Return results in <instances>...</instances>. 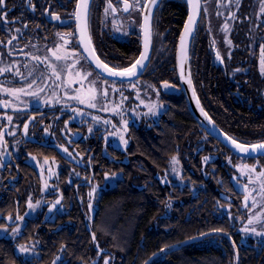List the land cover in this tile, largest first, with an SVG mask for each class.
<instances>
[{
	"label": "trees",
	"instance_id": "obj_1",
	"mask_svg": "<svg viewBox=\"0 0 264 264\" xmlns=\"http://www.w3.org/2000/svg\"><path fill=\"white\" fill-rule=\"evenodd\" d=\"M105 2H92L94 48L111 67H130L141 53L140 30L128 39L117 38L103 23ZM189 6L188 0L159 2L153 19L152 63L137 80L110 79L79 65L56 68L59 78L52 68H22L25 78L10 71L2 76L0 100L9 106L0 104V132L8 123L6 116H12L10 123L23 131L28 123V131L0 140V151L8 150L6 145L14 140L19 146L14 151L8 147L11 158L0 160V227L16 226L15 217L25 215L30 197L39 196L41 175L30 156L58 162L62 207L50 218L40 211L27 218L15 239L0 236V264H104L105 260L109 264H264V246L244 242L240 222L231 217L244 218L247 213L245 179L237 166L247 162L262 168L264 157L235 154L201 126L184 95H168L160 87L165 80L179 84L176 49ZM203 22L196 30L191 54L201 103L234 139L249 145L264 142V108L260 107L264 99L257 89V82L264 87V78L259 69L251 68L254 77L244 79L255 83L240 86L243 97L234 92L242 70L195 68L202 57L205 65L211 60L203 51L207 39ZM259 36L254 32L248 42L259 46L262 41L255 39ZM77 72L81 76L92 73L81 81V76H72ZM34 79L37 84L28 89ZM91 81L97 91L96 107L71 99L87 96L82 94V83L92 85ZM21 88L25 92L44 90L38 96L2 90ZM29 116L35 121L29 122ZM125 122L129 139L122 148L110 142L109 134ZM173 156L184 184L165 183L161 176ZM114 179L115 184L104 186ZM9 215L13 221L7 219ZM203 234L207 235L199 241L172 250L177 243ZM31 242L38 256L18 252L19 244Z\"/></svg>",
	"mask_w": 264,
	"mask_h": 264
},
{
	"label": "flooded vegetation",
	"instance_id": "obj_2",
	"mask_svg": "<svg viewBox=\"0 0 264 264\" xmlns=\"http://www.w3.org/2000/svg\"><path fill=\"white\" fill-rule=\"evenodd\" d=\"M147 1L148 0H141L140 3H141L142 10L140 8V12H138L136 9L135 17H132L126 20V18L121 15V14H124V11L122 10L123 5H122L121 0H111L113 6L117 8V11L111 12L110 10L109 14L106 16L104 12L105 7L107 6V0H106L104 4V9L101 12L102 17H103L102 18L103 23L105 20L106 24L105 23L104 24L107 25V27H110L112 30V28H115V26H117V23H120L124 20H125V23L136 24L137 23L136 21H138V18H141L140 20L141 24L133 32H136L138 29L140 30L141 43L143 46L142 24H143V14H144V9H145L143 6L147 4ZM160 1H158L157 5L154 8L153 19H154L156 8ZM92 2L93 0H91L90 8H89V11H90V17H89V22H88L89 23V33L91 32L90 23H91ZM128 2L131 4L133 0H128ZM76 3H77V0H32V4L35 5V11L33 12L24 4L23 0H6V7L8 10H10L8 12V20L15 21V23H9L6 26L7 30L5 29L4 25L0 24V41L4 42V43H0V68L8 67L9 65H11L13 71H10V72H12L15 75L16 69L20 70L22 68H51L48 66L49 63H51L52 65H55L56 68H65L68 65H71L73 62L72 59L57 61L55 57L52 56V53L49 51V49H54L57 44H63V41L57 35L59 33V34L64 35V37L70 41V43L66 46V50L68 52H76L84 57L83 59L79 60V63L77 65H79L81 68H94L95 69L94 65L89 61V59L83 53L82 48L79 43V39L77 35V21L75 17L72 15V13L74 12L76 8ZM205 5H207L206 13L203 11V7ZM45 10H47L48 14L45 13ZM189 10H190V6H189ZM128 12L132 13L133 10L130 9ZM218 12L221 13V15H217ZM229 13H235L237 19H231ZM49 14L59 15L60 20L57 21L55 19L50 18ZM119 19L120 21L117 22L116 20H119ZM202 21H204L203 22L204 24L203 32L205 34V37L207 38L206 43L204 44L203 51H205L206 56L210 57L211 60L209 61V65H205V62H204L205 58L202 57L200 63L197 64L195 68H200V69L202 68H221L223 66V68H229L231 72H233L234 70L236 71V73L238 72V69L242 70L243 77L238 80L239 88H237L234 92L235 93L241 92V94H243V97H244L245 93L242 92L241 90L242 88L240 89V86L242 85V87H244L245 85H247V83L250 85H253L255 83V80H251L249 78L244 79L245 77H249V76L254 77V75L249 73L251 68H254V70L255 68L259 69L261 78H264V73H262L261 71L262 65H261V49H260V45L264 44V13H261L260 11V2L241 0L240 7L239 9H237L235 4L231 3V0H202L201 15H200L198 24L194 32V36H195L198 26L200 25ZM225 22H227L228 24L227 31L223 30ZM25 24L28 25L27 28L24 27ZM184 25H183V28H184ZM17 28L21 29L20 33H17L15 31V29ZM152 31H153V27H152ZM254 32L260 35L258 38H255L257 41L258 40L262 41V43L259 46L252 45V43L248 42L249 35L254 34ZM69 33H72L74 35L68 36L67 34ZM112 33H113V30H112ZM13 35L17 36L18 39L12 41L11 44H7V41ZM194 36H193V39H194ZM90 37H91V33H90ZM91 41H92V38H91ZM228 41H231V43L229 44ZM192 44H193V40H192ZM192 44H191V49H190V68H191V74H192L194 86H195L197 95L199 97V92H198V89L196 88V83L194 81V77L192 73V66H191ZM77 45L79 49H77ZM153 46H154V35H153ZM177 46H178V43H177ZM141 51H142V47H141ZM217 53H219V58L217 56ZM58 54L63 55L64 50L62 49ZM212 55H214L213 61H212ZM33 56H39L41 58V61H36L32 59ZM45 56L49 58L48 61L43 60ZM152 57H153V49H152V55H151L150 62L145 72L151 66ZM25 65H27V67H25ZM176 68H177V65H176ZM96 71L100 75H102L98 70ZM4 75L5 73L3 75H0V81L3 80L2 76ZM168 82H171V81H168ZM171 83H174V82H171ZM257 84H258L257 86L258 91H261L263 93V97L261 99H264V87L261 86L260 82H257ZM175 85L182 87L180 82L179 84H175ZM180 95L185 96L184 93H181ZM244 99L247 100L248 97H245ZM3 103H7V102H2L0 100V104L3 105ZM252 105L253 103L250 102L249 107L252 108L253 107ZM260 107L264 108L262 104L260 105ZM216 124L218 125V123ZM12 125L13 124L8 121L4 130H2L3 136L6 137L7 135H9L8 133L10 132L13 133V135H9V136H23L25 131H23V129L20 128L19 126H16V125L12 126ZM208 134L210 133L208 132ZM210 135L213 136L212 134ZM213 137L216 138L215 136ZM238 142L241 144H245L240 141ZM7 145H6V148L8 150L5 151L7 153V157H5L3 160L11 158V155H10L11 152L8 147H11L13 151L15 150V147L17 148L19 147L18 144L15 142V140L11 145H8V146ZM225 145L229 147L227 144ZM229 148L233 150L231 147ZM234 153L237 154L236 152ZM237 155L241 156L239 154ZM241 157L259 158V157H264V155H260L257 157H245V156H241ZM241 171L244 177V171L242 169ZM1 183L2 182L0 180V185Z\"/></svg>",
	"mask_w": 264,
	"mask_h": 264
},
{
	"label": "snow or ice",
	"instance_id": "obj_3",
	"mask_svg": "<svg viewBox=\"0 0 264 264\" xmlns=\"http://www.w3.org/2000/svg\"><path fill=\"white\" fill-rule=\"evenodd\" d=\"M24 4L31 10V11H35V5L32 4V0H23ZM122 2V10L124 12H128L130 9L131 10H136L137 8H141V3L140 0H133V2L130 4L128 2V0H121ZM158 0H148V3L145 4L143 7L148 9L147 15L144 16V30H145V51L141 53L140 57L138 59H136L134 62L131 63L130 67H125V68H118V67H114V68H109L108 64L104 63L102 60L99 59V56L95 55V49L94 48H89L88 44L91 43V37L90 35H88V27H89V17H90V11H89V6H90V0H77L76 3V8L74 10V12L72 13V15L75 17L76 21H77V25H78V31L80 32V40L79 43L80 45H84V52L88 54L89 58H92L95 62V66L97 68H100L104 71H106L110 76L113 77H119V78H132V77H136L138 76V74L140 73V71L143 70V68L146 67L144 61H146L148 59V55H147V49L151 40V8L152 6L157 5ZM189 5L193 8L194 12L196 14H199L202 5L200 4V0H188ZM231 3H234L235 6L237 7V9H239L240 4H241V0H231ZM111 10V12H116L117 8L113 6L111 0H107V6L104 9L105 15L107 16L109 14V11ZM142 10V8H141ZM10 10L7 9L6 7V0H0V24L5 26V29L7 30V25L9 23H15V21H9L8 20V12ZM203 11L206 13L207 12V7L204 6L203 7ZM260 11L261 13H264V0H260ZM45 13H47V10H45ZM50 15V18L55 19L57 21L60 20V16L59 15ZM217 15H221V13H217ZM231 19H237L235 13H229ZM195 22V16L194 14H190L189 15V20H188V24H186L185 26V34H190L192 32V27L191 25H193ZM25 28L28 27V25H24ZM228 29V24L227 22H225L224 24V29L225 31H227ZM15 31L17 33L21 32V29L17 28L15 29ZM60 39L63 41V44H57L55 46L54 49H49V51L52 53V56L55 57V59L57 61H61V60H68V59H72V64L68 65V68H72L75 69L76 65L79 63L80 59H83L84 57L76 52H68L66 50V46L70 43V41L68 39H66L64 37V35L62 34H57ZM68 36H72L74 34L69 33L67 34ZM18 39L17 36L13 35L11 36V38L7 41V44H11L12 41ZM85 39H87L88 44H85ZM184 35L181 36V56H185L186 55V48L184 47ZM0 43H4L3 41H0ZM228 43L230 44L231 41H228ZM64 50V54H58L61 50ZM260 49H261V71L262 73H264V44L260 45ZM27 55V54H25ZM217 56L219 58V53H217ZM32 59L36 60V61H41V58L39 56H33ZM48 57L45 56L43 58L44 61H48ZM49 67L52 68V73L54 76H57V78H59V73L56 70V66L52 65L51 63H49L48 65ZM25 67H27V65H25ZM12 70V66L9 65L8 67H4V68H0V75H3L6 72H9ZM239 71V69H238ZM15 75L17 76H21L23 77V73L20 72L19 69H16L15 71ZM28 75H32V72L30 71L28 73ZM77 76H81V74L79 72L76 73ZM91 73H84L81 76V80L87 79L88 76H90ZM189 83H191V81L189 80ZM37 81L34 79L32 80L31 83H29L27 85L28 89H32L33 85H36ZM91 84L93 85V87L90 89V91L93 93V95L90 97V99H95V92H96V88H95V81H91ZM133 87H135V85H133ZM164 87H168L167 83L165 82ZM5 92H10L12 94H15L17 92H25V89L21 88V89H2ZM44 89L43 88H38L37 92H31V91H27L25 92L26 95H30V96H38L40 92H42ZM113 91H117L116 89H113ZM103 94L107 95V89L103 90ZM193 95H195V92H193ZM71 99L74 100H78L80 103H84V100L80 99L79 95H74L71 97ZM4 107H8L9 105L7 103H3ZM89 107H96V105L94 103H90ZM106 110V109H105ZM115 109H113L114 111ZM19 111V110H18ZM201 111L203 112V109H201ZM205 116H207V113H203ZM19 118V117H18ZM13 119L12 116H7V120L9 122H11ZM35 117H28V121L29 122H34L35 121ZM210 119V118H209ZM107 123V121H105ZM126 124V122H125ZM50 127V126H49ZM24 131L25 133H27L28 131V123L24 124ZM45 131L47 132L48 129H45ZM92 129H89V132H91ZM9 135H13V133H8ZM3 138V133L0 132V140H2ZM227 139L229 141H231V144L239 150V152L244 153L246 155H251L252 153H256V152H264V142H260V143H256V144H241L238 143L235 139H233L232 137H227ZM125 144L127 143V141H124ZM65 152H67V149H64ZM208 157L204 158V161L207 162L208 161ZM45 163H48L47 159H45L44 161ZM229 162H231V160L229 159ZM172 163H178V159L177 157L173 156L172 157ZM240 169H248L249 172H255V166H248L246 164L244 165H240L237 166ZM116 174L113 173V176H115ZM107 178V177H106ZM259 178H264V170H262L259 174H258V179ZM45 187L47 188V184H45ZM245 191L247 192V188L248 186L245 185ZM94 191V190H93ZM91 195V193H90ZM260 195L262 197H264V182H262L260 184ZM252 199L253 201V206L255 205V198L251 195V194H246L244 196V202H243V206L245 208H248V201ZM37 203H39V201H37ZM60 203V200H57L55 202L56 205H58ZM29 208L34 207V205H32L31 201H29L28 204ZM55 206V205H54ZM7 219L9 221H13V216L9 215L7 217ZM15 220H19L22 221L23 217L17 215L15 217ZM256 222H261V227L262 229H264V206H262V210L260 213L249 217L247 219V224L246 226L242 229L245 232L248 233H254L256 235H264V230L262 231H257V229L255 227H252L251 225H253ZM3 231H7L6 228L3 229ZM214 232H222L223 229H214ZM12 232L14 234H18L20 232L19 227L13 228ZM93 241H95V233H93ZM34 247V246H33ZM19 251L22 253H27L32 251V248L27 246V245H21L19 247ZM161 251H163V249H161ZM238 259V256H237ZM53 264H56V261H53ZM104 264H109L108 260H105Z\"/></svg>",
	"mask_w": 264,
	"mask_h": 264
},
{
	"label": "rangeland",
	"instance_id": "obj_4",
	"mask_svg": "<svg viewBox=\"0 0 264 264\" xmlns=\"http://www.w3.org/2000/svg\"><path fill=\"white\" fill-rule=\"evenodd\" d=\"M141 1V0H140ZM252 2H260V0H249ZM207 6V5H205ZM137 11L140 12V8H137ZM135 13L136 10H133L132 13L130 12H124V14H121L123 17L126 18V20L135 17ZM137 19V18H136ZM141 18H138V21H136L137 23H125V20L117 23V26H115V28H112L113 33L119 38V39H127L130 35L131 32L135 31V29L137 27H139V25L141 24L140 22ZM117 22L120 21L116 20ZM115 21V23H116ZM92 73V72H91ZM72 76H77L76 74L72 75ZM80 77V76H78ZM81 80V78H79ZM97 79V77H96ZM82 81V80H81ZM70 83H73L72 86H74V82H72V80L70 81ZM92 85H87L85 83H82V94L87 95L85 97H82L81 95V99L84 100L86 103H94L96 104L98 102L97 100V91L95 92V99H90V97L93 95V93L90 91V89L92 88ZM79 93V92H78ZM74 109V108H73ZM127 125L124 124L123 127L121 129H119L117 132L115 133H111L110 135V142L112 144H116L122 148H126L127 143H128V133H127ZM124 141H127V143L125 144ZM1 141H0V147H1ZM5 157H7V153L5 151H0V160H3ZM30 161L36 166L38 172L41 175V181H42V188L41 191L39 193V196H37V198H34L33 196L30 197L29 201H31L32 205H34V207L29 208L25 213V215H23V220L19 221L16 224V226H3L0 227V236L1 237H7V238H13L15 239L16 237L19 236V234L22 232L24 224L27 220V218L36 215L39 211L41 213V215L50 218L53 217L54 214L56 212L61 211V207H62V194L61 191L59 190L58 184H57V175H58V162H56L55 160H51V159H47L48 163H45V159H40L36 156H31L30 157ZM248 165V166H252L251 164L242 162V165ZM1 166V164H0ZM256 171L255 172H249L248 169L244 168L242 169L244 171V177H245V181L242 182V189L245 191V185L248 186L247 188V194H251L254 198H255V205L253 206V201L252 199H250L248 201V208H247V213H246V217H237L233 214H231L232 218H236L240 224H239V228L242 231L243 235H244V242H254L257 245L260 246H264V235H256L254 233H248L243 231L242 229L246 226L247 224V219L249 217H252L258 213L261 212L262 210V206H264V197H262L260 195V184L262 182H264V178H259L258 179V174L264 170V167L259 168L257 166H255ZM161 176L163 177V180L165 183H176V184H184V180L182 179V171L180 168V164L172 163V160L170 161L169 164V168L166 169ZM121 174H117L116 179L120 178ZM116 179H114L113 182H111L109 180V184L104 185L105 187L108 185H112L116 183ZM45 184H47V188L45 187ZM57 200H60V203L58 205L55 204V202ZM37 201H39V203H37ZM29 204V202H28ZM55 205V206H54ZM252 227H255L257 229V231H262L264 229H262L261 227V222H256L253 225H251ZM19 227L20 232L18 234H14L12 232L13 228ZM6 228L7 231H3V229ZM21 245H27L29 247L32 248V251L27 252V253H22L19 251V247ZM34 246V247H33ZM17 250L20 254H23L26 257H32V256H38L39 255V251L36 248V245L34 243H29V244H19L17 246Z\"/></svg>",
	"mask_w": 264,
	"mask_h": 264
},
{
	"label": "water",
	"instance_id": "obj_5",
	"mask_svg": "<svg viewBox=\"0 0 264 264\" xmlns=\"http://www.w3.org/2000/svg\"><path fill=\"white\" fill-rule=\"evenodd\" d=\"M158 1H160V0H158ZM90 3H91V0H90ZM147 3H148V1H147ZM200 4L202 5V0H200ZM155 6H152V8H151V40H150V43H149V46H148V49H147L148 59L146 61H144L146 67L143 68L142 71H140L138 76L132 77L130 79L129 78H119V77L110 76L106 71H104V70H102L100 68H97L95 66L94 60L92 58H89L88 54L84 52V45H80L81 48H82L83 53L86 55V57L89 59V61L94 65L95 69L98 70L103 76H105L107 78L115 79V80L132 81V80H136L139 77H141L142 74L145 72V70H146V68H147V66H148V64L150 62L151 55H152V49H153V31H152V27H153V13H154ZM89 8H90V6H89ZM201 9H202V7H201ZM147 12H148V9L145 8L144 9V14H143V24H142L143 46H142L141 53L145 51V39H146V37H145V30H144L143 25H144V16L147 15ZM190 14H194L195 22H194L193 25H191L192 32L190 34L186 35L185 34V26H186V24H188V20H189V15ZM189 15H188V18H187L186 23L184 25V28H183V30L181 32V35H180V38H179V41H178L177 52H176L177 72H178L179 82H180L182 87L177 86L174 83H171V82H168V81H164V82L161 83V87L163 89V92L166 93V94H169V95H173V94H179L180 95L181 93H184L186 98H187L189 109L192 112V114L194 115V117L198 120V122L210 134H212L217 139H219L222 142H224L225 144H227L237 154H239L241 156H245V157H257V156H260V155H264V152H256V153H252L251 155H246L244 153L239 152V150L236 149L231 144V141H229L227 139V137H231V136L228 135L224 130H222L216 124V122L210 117V115L207 113V111L205 110L204 106L202 105V103H201V101H200V99H199V97L197 95L195 86H194V82H193V78H192V74H191V68H190V49H191V44H192L194 32H195L196 26L198 24V21H199L200 15H201V10H200L199 14H196L194 12L193 8L190 6ZM77 35H78V39L80 40V32L78 31V25H77ZM88 35H90L89 27H88ZM182 35H184V42L183 43H184V47L186 48V55L183 56V57L181 56V36ZM85 44H88L87 39H85ZM88 47L90 49L94 48V46L92 44V41H91L90 44H88ZM95 55L98 56L96 50H95ZM99 59L102 60L100 57H99ZM108 66H109V68H113L110 65H108ZM189 80L191 81V83H189ZM165 82L167 83L168 87H164ZM193 92H195V95H193ZM201 109H203V112L201 111ZM203 113H207V116H205ZM211 233H213V232H209L208 234H211ZM206 235L207 234H203V235H199V236H196V237L189 238V239H186L184 241H181V242L177 243L174 247H172V250L180 249L184 245L199 241L200 239H202ZM151 259L152 258H150V260Z\"/></svg>",
	"mask_w": 264,
	"mask_h": 264
}]
</instances>
